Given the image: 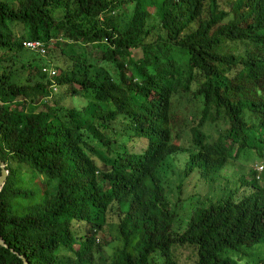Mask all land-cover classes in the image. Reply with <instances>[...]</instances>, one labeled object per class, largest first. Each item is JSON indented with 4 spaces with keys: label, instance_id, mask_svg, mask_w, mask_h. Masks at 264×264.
<instances>
[{
    "label": "trees",
    "instance_id": "obj_1",
    "mask_svg": "<svg viewBox=\"0 0 264 264\" xmlns=\"http://www.w3.org/2000/svg\"><path fill=\"white\" fill-rule=\"evenodd\" d=\"M26 40L48 54L27 58ZM257 155L264 0H0V264H96L109 217L122 248L103 264H182L180 249L237 264L230 253L264 242ZM238 170L239 188L177 226Z\"/></svg>",
    "mask_w": 264,
    "mask_h": 264
},
{
    "label": "rangeland",
    "instance_id": "obj_2",
    "mask_svg": "<svg viewBox=\"0 0 264 264\" xmlns=\"http://www.w3.org/2000/svg\"><path fill=\"white\" fill-rule=\"evenodd\" d=\"M88 49H89V54L91 58L94 59L93 55L94 54L97 55V52H96L97 49L93 45H90ZM131 53L132 55L134 54L135 59H138L142 56V54L138 52L137 50H132ZM25 56L27 58L34 59V60L40 57L37 53L32 52L30 50L25 51ZM55 93H58V91H55ZM77 101L79 102L78 104L80 106L84 104V99L82 98ZM62 104L64 106H73V105H76V101H72L70 98H66L63 100ZM180 158L181 157L179 156L176 159H180ZM9 163L15 168L22 169L24 173L27 169L25 164L18 162L14 158L10 159ZM250 165L252 166V169H247L248 171L247 176L251 173V171H254V172L257 171L258 173H260V168L264 167V157L262 160V158L259 155H257L251 160ZM180 169H181L180 166L176 165V167H173L171 172L168 174V178L171 180L170 182L173 186L174 185L177 186L181 182L177 178L181 174L179 173ZM240 171L241 170L236 171L234 175L232 176L229 175L227 178L225 175L223 176L222 179H219L213 183H210L207 186V195H204L203 197L199 199L202 201L200 202L199 206L196 205L198 204L197 202H193L192 204H187L186 209L184 210L182 209L180 210V212H178V218L176 220L177 226L185 224L187 222L186 217L188 216V214L195 211L196 208L202 209L204 207H208L211 204L210 203L211 199L217 200L221 198V196L224 197L223 192L226 187L233 188V189L239 188L241 186L240 177L238 175ZM262 172L263 171H261V173ZM23 178L27 180L28 176H25V177L23 176ZM261 178H263V174ZM39 180L40 182H42L44 178L41 177ZM33 187L43 189L44 186L43 184L36 182V184H34ZM191 188L192 186L190 185L188 191H190ZM245 190L246 189H241V193H244ZM97 239H98L97 244L101 246L102 251L96 257L97 258L96 264H103V261L107 263L112 261L117 256V253L119 252V250L122 248L121 241L118 238L117 225L115 224V219L113 217H109L107 224L105 225L104 229L98 234ZM61 251H65V248H61ZM230 254H231L230 255L231 259L235 260V262L238 261L236 262L237 264H264V242L258 244L255 247H251V248L244 247L240 252H237V253L232 252ZM178 256L181 257L182 264H194L195 263L196 254L194 253L192 249H180L178 251Z\"/></svg>",
    "mask_w": 264,
    "mask_h": 264
},
{
    "label": "built area",
    "instance_id": "obj_3",
    "mask_svg": "<svg viewBox=\"0 0 264 264\" xmlns=\"http://www.w3.org/2000/svg\"><path fill=\"white\" fill-rule=\"evenodd\" d=\"M23 47L27 50L37 53L38 55L45 57L48 54L47 45L40 40H26L23 42ZM42 72L48 74L50 77H56L58 70L54 66H44ZM264 167L260 168V173ZM259 179V177H258Z\"/></svg>",
    "mask_w": 264,
    "mask_h": 264
},
{
    "label": "water",
    "instance_id": "obj_4",
    "mask_svg": "<svg viewBox=\"0 0 264 264\" xmlns=\"http://www.w3.org/2000/svg\"><path fill=\"white\" fill-rule=\"evenodd\" d=\"M0 168H1V175H0V193L3 190V187L6 184V180L9 175V171L6 167V164L0 159ZM0 245L2 247L8 248V245L5 243V241L0 237ZM18 255V254H17ZM22 260L24 264H29L28 260L24 256L18 255Z\"/></svg>",
    "mask_w": 264,
    "mask_h": 264
}]
</instances>
